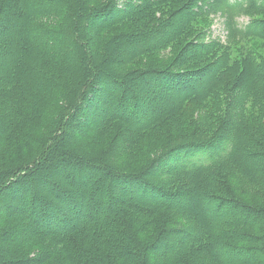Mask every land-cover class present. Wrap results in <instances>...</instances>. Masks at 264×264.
<instances>
[{
	"label": "trees",
	"instance_id": "trees-1",
	"mask_svg": "<svg viewBox=\"0 0 264 264\" xmlns=\"http://www.w3.org/2000/svg\"><path fill=\"white\" fill-rule=\"evenodd\" d=\"M219 13L226 43L264 41V20L237 21L264 0H0V264H264V205L235 196L264 186V55L195 40L129 68ZM165 123L190 131L132 168Z\"/></svg>",
	"mask_w": 264,
	"mask_h": 264
},
{
	"label": "rangeland",
	"instance_id": "rangeland-1",
	"mask_svg": "<svg viewBox=\"0 0 264 264\" xmlns=\"http://www.w3.org/2000/svg\"><path fill=\"white\" fill-rule=\"evenodd\" d=\"M176 7V6H175ZM59 16H57V22L58 25L63 23L64 18L62 17V13H58ZM193 20H195L193 22V24L191 25L192 29L190 31L189 28V24L191 23L188 22L186 26L181 27V30H187V35L185 36H181L179 38H177V47L173 50H167V51H159V52H155L149 55H143L140 56L138 58H135L132 62H130L129 64V68L133 69V68H143L147 65H150L152 63H161L164 64L168 61H170L173 56L175 57L178 53H182L183 50H185L188 46V43H196L195 40L198 41H204V42H208L210 40H218L221 44L223 49H225L228 53H230L233 57L239 56L242 53H238V48L240 46H243L244 49H250L251 47L254 48L253 50L261 53L262 55H264V41L260 40V39H244L242 41H227L226 43V38H227V31L226 28L224 27V17L222 15L219 14H215V15H210L207 18H204L203 15H196ZM248 20H258V21H262L264 20V13H260V14H255L252 13L250 15H248L247 17L243 16L238 18V22L240 25H244ZM47 25H52V23H47ZM125 29V27H124ZM117 31H119L118 29H116L114 32L116 33ZM183 31V30H182ZM196 37V39H194ZM176 41V40H175ZM253 45V46H252ZM215 53H211V55H213ZM217 54V53H216ZM201 59V58H200ZM117 91L114 89H111V92L108 95V101L109 104L112 103L113 101V97L114 94ZM169 91H166L164 93L161 94H169ZM202 103H198V104H203ZM197 103H192L189 104L186 108V110H189L190 113H193L197 110H199V106L196 105ZM154 104H151V107H153ZM99 112H101L99 110ZM98 113V115H100L101 113ZM214 113H218V110L215 109ZM91 115V114H90ZM88 115V116H90ZM92 116V115H91ZM208 120V124L207 125H211L214 124V120L212 118L207 119ZM183 127H178V128H172L169 129L170 125L168 123H165L164 126L161 128H159V131H153L151 134L148 135L149 139L146 140L145 142V146L143 148V153H140L138 155H134L133 157H130V159H128V162L131 163V165L133 166L132 168L135 167L136 162H139L140 160H142L143 157L149 155V153L153 150L154 148V154H156L158 151V149H160L163 145H165L168 140L169 137H172L174 135V137H179L181 136L183 133H188L190 131V129H188L187 127H185V125H182ZM34 131H38L42 133V129L38 128ZM198 132L200 134H210L208 130H206L204 127L199 126L198 128ZM34 135V134H33ZM39 139L35 140L32 143L26 142L24 141L22 146L17 143L16 146H12V149H17L19 150L18 152H20V154L26 155L28 153V151L30 149H32L38 142ZM177 139H174L173 141H176ZM37 142V143H36ZM152 142V143H151ZM153 144L155 145V147H153ZM224 146H226L225 143H223ZM165 148V147H164ZM158 150V151H156ZM162 151V150H161ZM33 152V150H32ZM55 152V151H54ZM201 153H197L192 155L191 157L187 158L185 161H180L182 163H185L187 165L189 164H193V163H198L200 158ZM56 160V158H55ZM44 165L43 164H39V167H42ZM38 169V168H37ZM33 191H35V188L32 189ZM123 190H126L125 187H123ZM32 191H28L24 193V199L22 201H16V200H12V203L14 204V206H17V210L23 212V213H27V204L29 201V197H30V193ZM116 196H119L117 194H115ZM235 196L240 199L241 201L246 202L247 204H255V205H264V186H259L256 184H249L247 182H243L240 181L238 186H237V190L235 192ZM91 198H88V200H90ZM206 210L208 211V213L211 216H214V208L213 205H209L207 204ZM224 214L226 215V213L224 212ZM52 222H54V220H52ZM25 250V252H24ZM22 252H24L25 256H34L35 258L39 257L38 253H40L41 251L39 250V248L37 247H32L30 245L28 246H24L22 248ZM28 253V254H27Z\"/></svg>",
	"mask_w": 264,
	"mask_h": 264
}]
</instances>
